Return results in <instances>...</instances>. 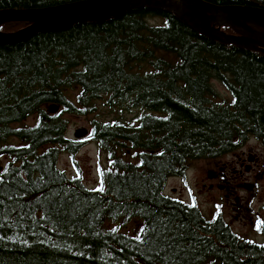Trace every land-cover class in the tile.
I'll return each mask as SVG.
<instances>
[{"label": "trees", "instance_id": "1", "mask_svg": "<svg viewBox=\"0 0 264 264\" xmlns=\"http://www.w3.org/2000/svg\"><path fill=\"white\" fill-rule=\"evenodd\" d=\"M75 1L0 0V9ZM213 80L229 101L217 99ZM102 97L141 112L67 137L63 113L91 114ZM51 103L57 113H47ZM32 115L34 124L17 126ZM250 138L264 146V55L209 40L171 13L132 9L1 44L0 264H264V243L235 234L220 211L206 217L164 194L191 160L219 158ZM88 140L107 161L95 188L57 166ZM132 222L133 233L119 229Z\"/></svg>", "mask_w": 264, "mask_h": 264}, {"label": "rangeland", "instance_id": "2", "mask_svg": "<svg viewBox=\"0 0 264 264\" xmlns=\"http://www.w3.org/2000/svg\"><path fill=\"white\" fill-rule=\"evenodd\" d=\"M153 22L159 23L161 19L155 18ZM212 85L218 94L217 99L219 101L231 99L229 91L221 83L213 80ZM104 99L105 97H102L95 102L96 110L91 114L63 113L62 116L67 122L66 136L73 138V133L78 128H85L87 132H90L91 122L94 120L100 122L116 119L127 120L141 112L138 108L131 110H124L120 107L111 108L104 104ZM35 119L36 116L32 115L17 126L32 125ZM246 143L243 150L247 151L249 146L253 147L254 152L260 155L258 164L262 165L264 146L253 138H250ZM7 161L5 156L0 158V169ZM231 161V154H225L216 159L191 160L183 177L174 176L166 180L164 194L186 203L194 202L206 217H211L213 211L218 210L235 234L249 241L264 243V237L255 228L264 224V172L259 174L257 178L248 180L246 184L254 183V186L252 185L249 190L246 189L244 183L240 185L233 183L234 190L230 194L226 191L208 188L210 183L207 178L208 173ZM57 166L68 177H78L85 186L95 188L99 183L97 170L99 167H107V161L104 152L98 149L96 143L93 140H88L73 159L68 154H60ZM135 226L136 223L132 222L119 229L133 233Z\"/></svg>", "mask_w": 264, "mask_h": 264}, {"label": "water", "instance_id": "3", "mask_svg": "<svg viewBox=\"0 0 264 264\" xmlns=\"http://www.w3.org/2000/svg\"><path fill=\"white\" fill-rule=\"evenodd\" d=\"M138 8L171 13L182 24L209 40L264 55L263 8L218 5L205 0H80L38 8L0 9V24L27 23L15 31H0V45L20 43L35 34L61 31L79 23L105 22ZM222 28H229L233 33ZM46 109L54 114L59 105L51 103ZM87 134L85 128L74 131L75 138H83ZM245 187L249 190L252 185L245 184Z\"/></svg>", "mask_w": 264, "mask_h": 264}, {"label": "flooded vegetation", "instance_id": "4", "mask_svg": "<svg viewBox=\"0 0 264 264\" xmlns=\"http://www.w3.org/2000/svg\"><path fill=\"white\" fill-rule=\"evenodd\" d=\"M235 2L241 1L240 5H247L252 7H258L264 9V0H234ZM245 143L239 149H236L230 153L232 161L225 165L216 168L208 173L207 178L210 180L208 184L209 189H217L218 191L232 193L234 190V184H246L249 179L257 178L259 174L263 173L264 161L262 165H259L260 155L254 152L255 149L251 146L244 151ZM254 186V183L250 184ZM216 211V210H215ZM213 211V213L215 212ZM213 215V214H212ZM259 224H261L259 222ZM264 227V224H262Z\"/></svg>", "mask_w": 264, "mask_h": 264}, {"label": "snow or ice", "instance_id": "5", "mask_svg": "<svg viewBox=\"0 0 264 264\" xmlns=\"http://www.w3.org/2000/svg\"><path fill=\"white\" fill-rule=\"evenodd\" d=\"M234 142H236V141H234ZM157 155H162L161 153H157ZM98 172H99V169H98ZM0 175H2V174H0ZM102 183V182H101ZM94 191H103V188L102 187H100V188H98V189H93ZM191 206H193V207H195V204L193 203ZM136 239H140V237L139 236H136L135 237ZM249 243H251V241H249ZM261 247H264V245H261Z\"/></svg>", "mask_w": 264, "mask_h": 264}]
</instances>
